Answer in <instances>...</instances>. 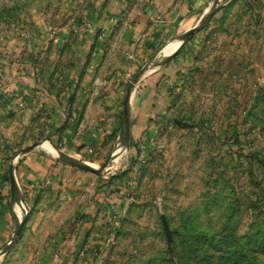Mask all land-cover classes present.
<instances>
[{"label": "rangeland", "instance_id": "obj_1", "mask_svg": "<svg viewBox=\"0 0 264 264\" xmlns=\"http://www.w3.org/2000/svg\"><path fill=\"white\" fill-rule=\"evenodd\" d=\"M105 3L0 0V264H264V0L191 5L170 59L100 63L76 103ZM45 142L81 187L28 176Z\"/></svg>", "mask_w": 264, "mask_h": 264}, {"label": "crops", "instance_id": "obj_2", "mask_svg": "<svg viewBox=\"0 0 264 264\" xmlns=\"http://www.w3.org/2000/svg\"><path fill=\"white\" fill-rule=\"evenodd\" d=\"M202 1L203 0H106L103 8L97 10L96 16L93 19L94 26L102 33H100L99 36L97 33H94V36L91 38L93 42H91L93 44H91V47L93 48V46H95V38H97V36H104L102 39H106V42H104L106 45L103 47V45H101L103 41H99L101 46L98 47L99 49H96V56H94V58L91 57L92 59L87 61L84 78L77 88V98L74 102L77 103V100L79 101V98L82 96L81 92L85 90L86 81L96 70H103L99 69L98 65L100 63H103L102 66H120L123 62H129V60L130 62H134L139 59L143 60L144 58L147 61L154 56L167 55L162 53L161 48L170 40L169 38L179 30L177 23L180 14L186 12L191 5L195 6ZM167 39L168 41L162 47L155 49ZM154 70H158V68ZM86 137H89L86 141V146H89L91 150L93 147L105 145L107 141L102 133L92 132L88 133ZM52 153L55 158L46 156H44V158H37L38 156H36L27 159L26 166L28 171H31L30 173L28 172V176L32 178L36 176V179H40V181L44 183L48 180L53 182L54 177L62 179L61 186H63L64 189L67 187L70 189V187L75 186L81 187L83 184L77 182L75 176H81L82 172L74 170V168L68 166L62 160H59L54 154L55 152ZM65 153L73 154L68 150H65ZM40 156H43V154H40ZM46 159L50 160L47 161ZM41 168L48 172L44 174L45 171H42ZM52 171L56 173L52 174ZM65 192L68 193V191ZM12 214L15 218L16 215L14 211H12ZM6 216H8L6 220L8 223L5 226H8L10 225V215L7 214ZM5 228L9 229L8 227ZM84 230L86 232V228H84Z\"/></svg>", "mask_w": 264, "mask_h": 264}, {"label": "water", "instance_id": "obj_3", "mask_svg": "<svg viewBox=\"0 0 264 264\" xmlns=\"http://www.w3.org/2000/svg\"><path fill=\"white\" fill-rule=\"evenodd\" d=\"M198 26L194 25L191 27H188L183 33H182V40L180 41V43L173 49L171 50L167 56L165 57V60L170 59L178 50L179 47L181 46V44L183 43V41L185 39H187L190 35H192V33L196 30ZM132 94V88L131 86H128L125 97H124V119L125 121V127H126V134L129 135L130 134V115H129V102H130V97ZM179 122H181L182 124L184 122H186L185 120H180L178 119ZM41 143V140H36L34 142H32L31 144L27 145L25 147L26 150L31 149L32 147H34L36 144ZM71 162L77 166L83 167V168H89V169H95L98 168L97 166L90 164L89 162L83 161V160H78V159H72ZM10 180H11V190L12 192H15V188H16V177H15V173L13 170H10ZM27 220V215H25L19 222L12 238L5 244L4 246V251L9 250L12 245L14 244V242L16 241V239L22 234V230L24 228L25 222Z\"/></svg>", "mask_w": 264, "mask_h": 264}, {"label": "bare ground", "instance_id": "obj_4", "mask_svg": "<svg viewBox=\"0 0 264 264\" xmlns=\"http://www.w3.org/2000/svg\"><path fill=\"white\" fill-rule=\"evenodd\" d=\"M181 38H174L172 40H170L166 45H164L161 49L163 54H168V52H170L171 50H173L181 41ZM43 146L47 147L51 152H56L58 153V150L53 147L50 143L45 142L43 143ZM21 206V205H20ZM20 206L17 205V209L20 210Z\"/></svg>", "mask_w": 264, "mask_h": 264}, {"label": "trees", "instance_id": "obj_5", "mask_svg": "<svg viewBox=\"0 0 264 264\" xmlns=\"http://www.w3.org/2000/svg\"><path fill=\"white\" fill-rule=\"evenodd\" d=\"M92 45H93V44H92ZM182 46H183V43L181 44V46L179 47V49H181ZM176 53H177V52H176ZM87 61H88V60H87ZM87 61L85 62L84 65H86ZM82 70H83V69H82ZM70 100H71V101L74 100V94H73V93H72V95L70 96ZM126 137H127V136H126ZM62 157H63V159H65L66 161H67V160H70V162H71L72 159H75V158H70V156H68V154L65 153V152L63 153ZM17 198H18V195H17L16 191H15V192H12V190H10V192H9V200H8V204H9V206H10V208H11L12 211H13V209H12L13 201H15Z\"/></svg>", "mask_w": 264, "mask_h": 264}]
</instances>
